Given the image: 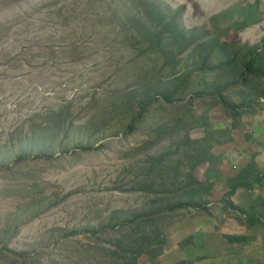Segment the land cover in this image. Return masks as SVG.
<instances>
[{
    "label": "rangeland",
    "instance_id": "1",
    "mask_svg": "<svg viewBox=\"0 0 264 264\" xmlns=\"http://www.w3.org/2000/svg\"><path fill=\"white\" fill-rule=\"evenodd\" d=\"M152 1L167 15L176 14L188 37L205 33L206 39L220 36L240 45L257 44L264 37V0ZM255 2L260 20L241 32L229 31L238 14L218 19L217 29L222 30L211 22L235 5ZM144 4L145 0H0V163L15 155L8 151L11 143L17 146L29 131L42 129L46 113L65 108L63 117L74 132H83L84 139L115 100L142 85L146 75L159 69L162 75L172 68L167 64L162 69L160 55L143 54L134 40L132 46L128 42V19L140 17ZM137 31L132 33L137 36ZM194 45L175 57L180 61L175 69L197 65ZM215 77L210 74L208 79ZM197 82L195 78V90ZM197 94L195 118L207 115L209 120L187 135L175 134L138 152L161 124L170 128V118L175 117L170 109L151 108L132 135H123L129 118L117 115L111 128L91 138L90 142L105 138L99 150H71L49 162L20 163L12 177L1 173V241L15 252L33 251L36 264H112L103 248L110 246L107 239L113 232L104 229L94 236L81 230L177 203L184 197L170 191L189 175L213 183L217 194L227 192L228 182L251 162L264 173V101L257 100L254 113L232 120L219 100H199ZM239 95L232 101L239 102ZM198 146L213 156L210 164L194 166L190 156ZM163 154L165 160L152 174L156 185L145 192L140 187L150 182L149 158ZM7 189L13 194L5 198ZM231 202L233 209L228 210V203L210 204L208 214L193 208L167 211L157 220L165 240L163 252L155 259L145 253L137 264H264V179L251 192L239 189ZM251 214L260 222L248 223L245 217ZM72 230L78 233L69 235ZM230 235L248 240L230 243Z\"/></svg>",
    "mask_w": 264,
    "mask_h": 264
},
{
    "label": "trees",
    "instance_id": "2",
    "mask_svg": "<svg viewBox=\"0 0 264 264\" xmlns=\"http://www.w3.org/2000/svg\"><path fill=\"white\" fill-rule=\"evenodd\" d=\"M142 8L140 17H129L128 19L126 25L130 31V33L128 31V42L132 46V40H134L135 47L139 46V51L143 54L160 55L163 58L162 69L167 64H171L172 68L162 75L160 74L161 69L151 76L146 75L142 85L126 96L115 100L107 111L99 116V125H93V128L97 130L83 137L84 139H80L83 132L79 134L74 132L72 124L67 121L66 117H63L65 108L60 112L46 113L42 129L34 128L29 131V135L25 136L23 143L28 142V145H24L22 141L17 146L11 143L8 151L10 153L14 151L15 155L10 162L0 163V174L4 173L12 177L17 173L20 163L36 160L49 162L57 158L55 155H68L71 150L90 152L103 148L104 145L100 142L105 139L104 137L98 140L92 139L93 142L90 140L96 132L103 133L106 126L111 128L109 123L117 118L119 120L117 115H122L124 119L129 118L124 126L123 135H132L145 120L149 109L156 108L158 111L170 109L174 112L175 117L172 115L170 118L172 126L168 128L167 125L161 124L159 129L153 132V138L138 152L151 149L162 140L174 137L175 134L186 132L187 135L193 128L207 125L209 120L207 115L201 119L195 118L194 104L197 91H199L197 94L199 100L203 97L219 100L225 113L232 120H239L243 114L255 112L257 100L264 101V37L253 45L230 43L222 40L220 36L215 39L211 37L206 39L207 34L205 33L194 36V32H190L191 36L188 37L180 29L176 14L167 15L157 1L145 0ZM257 9V2L248 3L245 6L235 5L225 13L213 17L211 22L216 30H222L217 29L218 19L225 14H238L239 19L233 20L229 31L241 32L260 20ZM132 30L137 31L138 35H134ZM194 43L193 53H196L197 65L185 71H182V68L175 69L180 65V61L175 60V57ZM210 74L216 75L212 82L208 79ZM195 78H198L197 90L194 88ZM237 94L243 96L240 97L239 102H233L231 97ZM189 95L192 96L189 97ZM177 113L180 115H176ZM76 135L79 138H76ZM194 151V156L190 157L195 167L204 162L210 164L213 156H210L203 147L198 146ZM164 157L163 154L157 158H149L147 177L150 182L140 187L145 192H150L156 185V178L152 174L155 165H160L165 160ZM263 179L264 173L261 174L257 166L251 162L242 169L238 176L228 182L227 192L215 194L213 183L202 182L193 175H189L188 181L184 182L181 187L170 191L173 194H182L184 197L177 203L165 207L159 205L147 213L137 214L131 218L114 217V220L108 224L92 230L83 229L81 233L98 236V233L104 229L113 232L110 235L111 238L107 239L110 246L103 248L105 255L113 259L112 264H137L138 258L145 253L151 259H155L161 255L165 245L163 232L157 223L164 213L193 208L208 214L210 210L208 206L215 202L228 203L224 206L225 210L233 209L231 198L236 192L239 189L251 192L255 186L261 185ZM12 191L5 190L3 197H10L13 194ZM216 195L219 197L210 199L211 196ZM246 216L248 218L245 217V219H249L246 220L248 223L254 225L260 222L259 217L254 214ZM76 233L78 232L72 230L69 235ZM228 240L230 243H243L248 238L242 235H230ZM36 261L33 251L30 253L12 251L0 239V264H36Z\"/></svg>",
    "mask_w": 264,
    "mask_h": 264
}]
</instances>
